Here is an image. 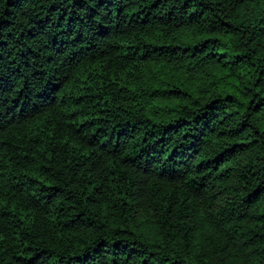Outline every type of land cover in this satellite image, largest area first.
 <instances>
[{"label": "trees", "instance_id": "16d2710c", "mask_svg": "<svg viewBox=\"0 0 264 264\" xmlns=\"http://www.w3.org/2000/svg\"><path fill=\"white\" fill-rule=\"evenodd\" d=\"M0 264H264V0H0Z\"/></svg>", "mask_w": 264, "mask_h": 264}]
</instances>
